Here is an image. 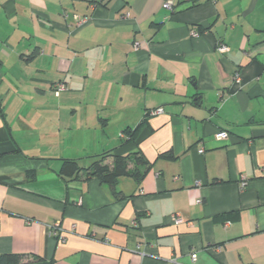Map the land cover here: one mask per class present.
<instances>
[{"label": "crops", "instance_id": "0c3cea01", "mask_svg": "<svg viewBox=\"0 0 264 264\" xmlns=\"http://www.w3.org/2000/svg\"><path fill=\"white\" fill-rule=\"evenodd\" d=\"M0 85V254L264 264V0H0ZM106 151L143 175L59 174Z\"/></svg>", "mask_w": 264, "mask_h": 264}, {"label": "trees", "instance_id": "16d2710c", "mask_svg": "<svg viewBox=\"0 0 264 264\" xmlns=\"http://www.w3.org/2000/svg\"><path fill=\"white\" fill-rule=\"evenodd\" d=\"M192 28H195L201 32V27L194 26ZM35 54L36 51H33L28 56V58H32ZM145 120L146 118H144V121ZM139 127H137L135 130H132L130 128L123 129L122 132L125 137V140L135 141L139 132ZM110 155L113 157V159L111 163H108L105 160ZM166 156L172 157L171 154H166ZM131 160L136 163V166L133 171H130L128 168V164L129 162H131ZM138 164H148V161L139 152L130 154H117L110 153V151H106L99 155H96L93 161L88 166L81 165L78 159L75 158L64 159L59 174L68 181L74 178H78L80 175H85L86 179L96 177L100 180L102 184H107L112 187L113 192L117 194V191L115 190V184L120 176L125 174H132L135 176L143 175V172L140 171V169L137 167ZM23 259V254H0V264H23ZM37 260V264H49V262H44L40 257H37Z\"/></svg>", "mask_w": 264, "mask_h": 264}, {"label": "built area", "instance_id": "2783aa9c", "mask_svg": "<svg viewBox=\"0 0 264 264\" xmlns=\"http://www.w3.org/2000/svg\"><path fill=\"white\" fill-rule=\"evenodd\" d=\"M164 7L167 10L173 12L174 11V8H175V3H173L172 1H166L164 3ZM64 16H65V18H69L70 17V14L68 12H64ZM71 17H72V19L74 21V24L77 27L83 26V25L87 24L91 20V16L90 15H87V14L83 15V14L73 13V14H71ZM190 34L192 36L198 37V36L201 35V32L198 31L195 28H191ZM134 47H135V49H138L140 47V43L137 42V41L134 42ZM217 49L220 52H225V51H228L229 50V46L226 45V44H220L217 47ZM241 80L242 79H241L240 73L239 72H236L235 75H234V81L237 82V83H240ZM55 89L57 91L58 90L66 89V85H65V83L58 82L57 84H55ZM161 112H163V108L162 107H157V108L151 109L149 111L150 114H156V113H161ZM218 136L219 137H226L227 136V132L226 131H220V132H218ZM199 151H203V149L200 148ZM263 171H264V168H263ZM198 202H201V201L199 200ZM172 218H173V220L176 223H181L183 221V218L180 215H177V214L172 215ZM51 234L54 237H57L58 240H64V235L63 234H60L55 227H52L51 228ZM138 246H140V243L138 244ZM191 259H192V261H196V259H197V253L195 251L191 253Z\"/></svg>", "mask_w": 264, "mask_h": 264}, {"label": "rangeland", "instance_id": "374dc122", "mask_svg": "<svg viewBox=\"0 0 264 264\" xmlns=\"http://www.w3.org/2000/svg\"><path fill=\"white\" fill-rule=\"evenodd\" d=\"M2 88H3V85H0V91H1Z\"/></svg>", "mask_w": 264, "mask_h": 264}]
</instances>
